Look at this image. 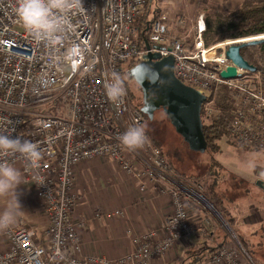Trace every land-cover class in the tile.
Listing matches in <instances>:
<instances>
[{"label": "built area", "instance_id": "2783aa9c", "mask_svg": "<svg viewBox=\"0 0 264 264\" xmlns=\"http://www.w3.org/2000/svg\"><path fill=\"white\" fill-rule=\"evenodd\" d=\"M147 2L82 0L84 10L70 14V31L48 48L23 27L18 0H0V133L39 145L38 169H27L19 156L7 162L33 187L47 222L41 233L22 222L2 230L8 249L0 254V264H115L103 256H81L72 221L76 169L98 159L135 180L139 192L149 189L167 196L172 207L160 228L131 236L132 251L116 264H151L195 233L205 235L212 221L227 232L230 242L215 249L206 264H241L237 238L197 192L196 182L175 175L149 142L136 150L122 145L119 137L128 127L142 125L143 115L131 105L126 90L120 101H111L105 83L114 74L129 76L147 54L171 56L175 77L205 96L207 115L213 113L211 95L221 87L229 93L234 146L264 154V76L237 68V78H220L221 71L233 66L225 58L230 45L205 47L201 23L194 27L191 43L171 33V28L185 24L183 15L160 13L146 25L149 50L145 44L141 48L137 21ZM191 205L207 213L198 228L191 222ZM192 214L198 217L194 210ZM122 217L120 210L94 214L97 220Z\"/></svg>", "mask_w": 264, "mask_h": 264}, {"label": "crops", "instance_id": "0c3cea01", "mask_svg": "<svg viewBox=\"0 0 264 264\" xmlns=\"http://www.w3.org/2000/svg\"><path fill=\"white\" fill-rule=\"evenodd\" d=\"M243 1L207 0V3L236 9ZM170 3H183L187 7L199 4L197 0H172ZM181 15L183 14H176V16ZM242 152L244 155L248 153L247 151ZM257 180L259 183L256 184V191L263 193L264 167H260L255 176L249 179L250 184ZM235 184L237 187L238 182ZM249 190L251 191V189ZM16 191L21 211L18 212L15 222L19 217H22L27 220V228L35 230L36 233H41L47 222L42 204L36 199L33 187L24 182L21 176V184ZM73 193L77 203L72 214V221L77 226V234L81 242V256H103L115 264L132 251L131 236L160 228L164 218L172 211L171 202L167 196L159 195L154 190L149 189L139 192L135 180L117 171L113 164L105 159L85 162L77 167ZM231 195H239V193H232ZM245 196L247 194L244 191L239 197H225L227 199L218 205L220 206V213L222 216L224 215L232 234L241 241H244L245 237H238L232 228L236 217L242 219L249 228L255 227L256 223L259 222V219L254 215L249 214L252 211V206L249 207ZM31 198H35L36 204H31V202L28 204L29 201L26 199ZM237 199L238 206H245L246 213L236 215L237 211L233 209L232 201ZM11 200V193L8 196H0V214L4 212ZM191 208V222L194 227L198 228L207 213L203 210L200 212L196 205H191ZM115 210L122 211L123 217L111 220L94 218L95 212H112ZM193 210L197 212V218L192 214ZM15 222L12 225H16ZM255 233L256 230L250 232L249 236H253ZM229 240L227 232L217 222L212 221L205 235L201 236L195 233L189 240L151 264H206L211 255L201 254L202 256H199V253L208 248L217 249L221 245L229 243ZM7 249L8 242L0 230V254ZM241 259L244 260L243 252ZM246 261L247 264H250L249 260Z\"/></svg>", "mask_w": 264, "mask_h": 264}, {"label": "rangeland", "instance_id": "374dc122", "mask_svg": "<svg viewBox=\"0 0 264 264\" xmlns=\"http://www.w3.org/2000/svg\"><path fill=\"white\" fill-rule=\"evenodd\" d=\"M171 1L172 0H148L147 16L149 14L151 18L155 11L156 13L160 12L161 14H167L170 17H175L177 13L183 14L186 20L185 24L178 27L177 30L171 28L170 31L173 34H181L182 37H185L186 40L191 43L194 38V27L201 23L200 19L197 18V13H201L203 7L199 4L187 7L183 3L171 4ZM198 2L200 3L202 1ZM223 8L229 11L234 10L226 6H223ZM212 16L211 14L210 17ZM232 40L236 41L241 39H229L224 40V42ZM254 56H259L257 50ZM119 77L128 94L131 105L141 109L143 104L140 88L131 77L125 74ZM237 100L239 101V98H237ZM211 105H213V101ZM142 125L147 129L146 134L149 137L148 142L163 152L166 163L170 164L174 174L190 183L196 182V186L200 187V190H197V192L213 206V209L218 211L222 219H224V215L222 216L220 213V206H218L219 202L208 189L212 186V188H214V194L222 195L223 198L239 197L245 191L247 194L245 199H247L249 207L252 206V211L250 210L251 212L249 214L254 215L259 219V222L256 223L255 227L249 228L247 224H245L242 219H238L237 216L232 224V228L238 237H245L244 241L238 238V247L240 253L242 254L243 252L244 259L240 261V263L247 264L246 260H249L250 264H264V192L258 193L256 191L255 187L256 184L259 183L258 180L252 182V184H250L251 182L249 181L250 178L255 176L260 167H264L263 153L259 151H247V155H244L242 151L233 148L226 137L221 139V141H219L221 152L217 157V161L228 171L226 173L223 169H219L218 166L214 168L209 158L211 154L208 151L204 154L191 152L182 138L176 134L162 110L156 111L151 121H149L146 116H143ZM235 182H238L237 187L235 186ZM249 189H251V191ZM232 193H239V195H231ZM26 200L29 201L28 204H30V202L31 204H36L35 198ZM232 205L233 209L237 211L236 215L246 213L245 206H238V199L232 201ZM20 222L25 224V226L28 225L27 220L22 217H19L15 223L19 224ZM255 230L256 233L253 236H249V233Z\"/></svg>", "mask_w": 264, "mask_h": 264}, {"label": "clouds", "instance_id": "9594fccd", "mask_svg": "<svg viewBox=\"0 0 264 264\" xmlns=\"http://www.w3.org/2000/svg\"><path fill=\"white\" fill-rule=\"evenodd\" d=\"M82 0H18L17 15L23 27L38 43L52 48L59 43L71 29L70 14L83 11ZM76 46L72 52L76 51ZM106 95L113 102L120 101L125 95L121 78L113 75L105 83ZM144 125H134L119 137L120 142L129 150L143 148L149 141ZM19 156L27 169H38L42 153L39 145L21 137L0 133V196L12 194V200L0 214V230L9 228L16 219L21 205L17 198V188L21 184V172L9 164L8 158Z\"/></svg>", "mask_w": 264, "mask_h": 264}, {"label": "trees", "instance_id": "16d2710c", "mask_svg": "<svg viewBox=\"0 0 264 264\" xmlns=\"http://www.w3.org/2000/svg\"><path fill=\"white\" fill-rule=\"evenodd\" d=\"M199 5L203 9L201 13H197V18L203 24L202 36L205 47L222 43L224 40L241 39L236 41H243L254 39V37L259 38V36L262 37L264 35V0H244L239 7L232 11L224 9L222 5L207 3V0L200 2ZM147 7L143 9L145 10V14L143 11L138 20L141 48H143L144 41L147 39L146 25L150 21H154L160 14V12L156 13L155 11L150 18L149 14L147 16ZM210 13L213 15L212 17H210ZM236 41H225V43ZM256 50L259 52V56H254ZM240 54L250 65L256 68L257 72H260L264 76V43L251 47H243L240 50ZM211 100L213 101V105H211L212 114L207 115L204 113L203 106L201 107L202 133L207 144L206 151L211 154L209 158L213 163L212 165L214 168L218 166L219 169H223L227 173L228 171L217 161V157L221 152L219 141L226 137L233 148L241 151L247 150L236 148L233 143L232 132L230 130L231 100L229 99V93L221 87L211 95ZM157 149L166 162L163 152L159 148ZM168 166L171 168L170 164ZM213 189L211 186L208 190L219 202L218 204H221L225 198L222 195L214 194ZM214 250L215 248L204 249L199 253V256L203 254L211 255Z\"/></svg>", "mask_w": 264, "mask_h": 264}, {"label": "water", "instance_id": "95a60500", "mask_svg": "<svg viewBox=\"0 0 264 264\" xmlns=\"http://www.w3.org/2000/svg\"><path fill=\"white\" fill-rule=\"evenodd\" d=\"M261 43H264V38L228 46L225 58L233 66L221 71L220 78L223 80L237 78V68L251 73L256 72V68L241 56L240 50ZM145 49L149 50L148 44H145ZM145 58L146 61L133 66L130 71V77L141 90L142 114L151 121L153 114L162 110L188 149L193 153L204 154L207 144L202 133L200 112L206 102L205 96L185 86L175 77L171 56L160 59L158 54H147Z\"/></svg>", "mask_w": 264, "mask_h": 264}, {"label": "bare ground", "instance_id": "6f19581e", "mask_svg": "<svg viewBox=\"0 0 264 264\" xmlns=\"http://www.w3.org/2000/svg\"><path fill=\"white\" fill-rule=\"evenodd\" d=\"M198 1H204V0H198ZM201 27L203 28V24H201ZM263 38H264V36L259 37V38L250 39V40H243V41H236V42L224 43L223 45L238 44V43L248 42V41H252V40H259V39H263Z\"/></svg>", "mask_w": 264, "mask_h": 264}, {"label": "flooded vegetation", "instance_id": "af4514ba", "mask_svg": "<svg viewBox=\"0 0 264 264\" xmlns=\"http://www.w3.org/2000/svg\"><path fill=\"white\" fill-rule=\"evenodd\" d=\"M143 116H145L144 114H142Z\"/></svg>", "mask_w": 264, "mask_h": 264}]
</instances>
